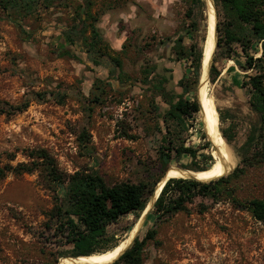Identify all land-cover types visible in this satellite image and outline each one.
I'll list each match as a JSON object with an SVG mask.
<instances>
[{
	"label": "rangeland",
	"instance_id": "1",
	"mask_svg": "<svg viewBox=\"0 0 264 264\" xmlns=\"http://www.w3.org/2000/svg\"><path fill=\"white\" fill-rule=\"evenodd\" d=\"M86 10L97 18L103 38L106 55L100 58L81 40L65 41L64 32L73 33ZM206 13L205 0H41L33 13L12 16L0 6V105H29L23 112H0V168L10 162L7 154L15 155L10 162L15 166L30 159L29 151L45 149L64 174L93 170L109 184L150 181L156 190L171 166L192 161L178 158L174 148L209 154L200 113L187 118L186 127L167 118L171 102L183 94L179 83L190 63L181 58V48L201 42ZM65 48L74 56H61ZM243 61L241 51L233 59L218 58L221 74L215 82L210 78L207 89L215 96L220 130L231 139L226 142L237 165L240 148L248 144L255 152L263 146L260 120L240 84L253 72L241 67ZM160 81L167 93L155 88ZM215 140L224 146V154L213 147L218 162L226 149ZM164 154H171L170 165L162 163ZM198 162L212 163L201 155ZM228 185L242 204L264 199V160ZM51 186L41 171L8 173L0 180V264H50L56 257L45 214L54 205ZM64 193L59 190L61 197ZM232 199L215 203L198 196L165 221L147 219L137 236L151 229L157 235L145 248L144 264H264V223ZM138 221L131 213L108 230L122 240ZM71 250L72 245L61 249Z\"/></svg>",
	"mask_w": 264,
	"mask_h": 264
},
{
	"label": "trees",
	"instance_id": "2",
	"mask_svg": "<svg viewBox=\"0 0 264 264\" xmlns=\"http://www.w3.org/2000/svg\"><path fill=\"white\" fill-rule=\"evenodd\" d=\"M40 2L41 0H0V6L12 16V12L33 13ZM49 5L47 4V6ZM216 6L219 16V37L210 68V78L212 82H215L221 74V70L216 65L218 58L233 59L240 51L243 53L244 61L241 67L245 71L252 70L253 72L240 84L247 88L250 95V107L260 120L263 146L255 152H251L248 144L240 148L238 150L241 157L239 164L233 171L222 176L205 180L172 176L166 182L148 219L156 217L158 221H165L176 213L187 210V203L193 202L198 196L209 197L215 203L221 201L223 197L229 196L233 198V203H236L238 207L244 206L257 221L264 223V199L254 198L242 204L233 197V192L228 185L233 179L246 173L249 167L264 160V0H216ZM85 14L86 17L80 15L79 24L75 26L73 33L64 32L65 41L74 44L77 40H81L89 53L95 52L98 58L103 57L106 55V52L102 50L105 49L102 46L103 38L100 30L94 24L97 18L87 10ZM89 19H93L92 22ZM207 23L206 13V30L201 42H194L188 47L182 46L181 48V58L189 60L190 63L187 73L179 83L183 88V94L177 96L176 101L171 102L170 110L167 112V118L183 127H186L187 118H195L199 113L202 116L201 137L206 139V147L209 148L211 144L212 151L209 154H201L200 148L183 145L174 148L178 158L184 156L192 158L191 162H185L178 166L194 170H206L213 167L217 162L213 153L215 144L220 147L222 153L224 149V146L215 140L214 133L207 127L197 96L207 38ZM197 30L198 26L195 23L189 33L194 35ZM90 31L91 37L87 35ZM178 41H182V38ZM258 51H261V55L257 57L255 54ZM60 55L74 56L68 48H65ZM116 62L121 64L119 60ZM235 81L239 84L237 79ZM154 86L156 89L162 90L163 93H167L164 82L160 81ZM192 92L194 93L192 98L185 96ZM28 106L27 103L17 106L0 105V112L8 114L23 112ZM222 134L225 140L231 141L224 131ZM27 155L30 158L28 161L19 162L14 166L10 162L14 160L15 155L7 154V160L10 162L0 168V180L5 178L8 173L21 175L41 171L51 183L50 189L54 192L55 200L51 210L45 213L46 226L54 231V244L57 250L54 252L56 257L50 264H56L62 256L102 252L119 245L129 236L139 221L122 240H118L116 234L109 232L108 226L117 222L122 216L131 213H136L140 220L150 203V197L157 184L150 181L139 183L120 181L109 184L99 172L93 170L64 174L59 170L57 162L47 150L33 149ZM200 155L206 164L212 162L209 167L200 166L201 162H198ZM2 158L3 154L0 153V160ZM172 159L171 154H164L162 163L166 166L170 165ZM59 190H64L63 197L60 196ZM156 235L157 229H151L143 237L136 236L132 245L120 258L105 264H144L145 248L149 241L155 240ZM66 245H72L73 250L70 252L61 251Z\"/></svg>",
	"mask_w": 264,
	"mask_h": 264
},
{
	"label": "bare ground",
	"instance_id": "3",
	"mask_svg": "<svg viewBox=\"0 0 264 264\" xmlns=\"http://www.w3.org/2000/svg\"><path fill=\"white\" fill-rule=\"evenodd\" d=\"M205 1H206V10L208 17V23H207L208 27H207V38H206V45L204 51V59L202 61V68H201V80L199 83V94H200L199 96L201 98L199 99V102L201 105L202 113L204 114L210 125V129L212 130L216 138H219L221 142L225 145V149H226L225 157L222 160L216 162L213 165V167L206 170H194V169L183 168L175 165L171 166L167 170L165 177H163V179L158 184L155 197L150 201L138 224L127 238H125L119 245L106 251L104 250L102 252L82 254L78 256H65L62 258L64 264H74V263L105 264L117 260L118 258L121 257V255H123L128 250V248L134 242L135 240L134 238L137 236L141 228V225L144 223L143 221L144 214L149 209L152 208L153 201H155L156 197L160 196L167 179L169 180L172 176L176 175L187 179L205 180L211 177H218L226 173H230L231 170L237 165V157L234 155L233 151L229 147L228 143L226 142L220 130L215 96L211 93L210 91L211 89L209 90V93H207L209 80H210L209 62L214 51L215 41L217 37V33L215 32V25L217 22V18H216V9H215L214 0H205Z\"/></svg>",
	"mask_w": 264,
	"mask_h": 264
},
{
	"label": "water",
	"instance_id": "4",
	"mask_svg": "<svg viewBox=\"0 0 264 264\" xmlns=\"http://www.w3.org/2000/svg\"><path fill=\"white\" fill-rule=\"evenodd\" d=\"M218 16H217V11H216V18H217ZM215 32L216 33H218V22H216V25H215ZM218 39L216 40V42H215V48H214V51H213V54H212V56H211V59H210V64H209V67L211 68V65H212V63H213V59H214V56H215V52H216V49H217V45H218ZM210 68H209V70H210ZM210 72V71H209ZM168 181V179L166 180V182ZM166 182H165V184H166ZM155 195H156V190H154L153 191V193H152V195H151V197H150V200L149 201H151L154 197H155ZM159 198V196H157L156 197V199H155V201H153V204H152V208L151 209H149L145 214H144V216H143V221L145 222L147 219H148V216H149V214L151 213V211H152V209H153V207H154V205H155V203H156V201H157V199ZM136 238V237H135ZM134 238V239H135ZM63 256L62 257H60L59 258V260H58V262L56 263V264H64V262H63Z\"/></svg>",
	"mask_w": 264,
	"mask_h": 264
}]
</instances>
